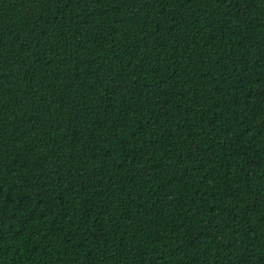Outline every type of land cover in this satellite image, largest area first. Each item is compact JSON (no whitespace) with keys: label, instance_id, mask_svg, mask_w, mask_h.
I'll return each instance as SVG.
<instances>
[{"label":"trees","instance_id":"1","mask_svg":"<svg viewBox=\"0 0 264 264\" xmlns=\"http://www.w3.org/2000/svg\"><path fill=\"white\" fill-rule=\"evenodd\" d=\"M0 264H264V0H0Z\"/></svg>","mask_w":264,"mask_h":264}]
</instances>
